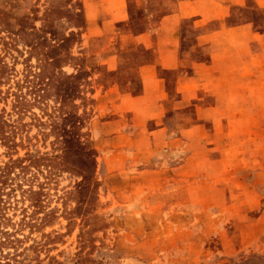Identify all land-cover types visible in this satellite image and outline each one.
Listing matches in <instances>:
<instances>
[{
  "label": "rangeland",
  "instance_id": "obj_1",
  "mask_svg": "<svg viewBox=\"0 0 264 264\" xmlns=\"http://www.w3.org/2000/svg\"><path fill=\"white\" fill-rule=\"evenodd\" d=\"M144 3L0 0V64L13 72L0 76V107L11 111L8 90L38 70L37 45L68 76L24 118L29 147L64 163L33 234L44 248L25 261L264 264V12L245 10L251 25L220 42L215 67H185L157 64L155 39L133 34L149 26L137 23ZM151 70L165 82L145 81ZM61 105L67 118L48 124Z\"/></svg>",
  "mask_w": 264,
  "mask_h": 264
},
{
  "label": "trees",
  "instance_id": "obj_2",
  "mask_svg": "<svg viewBox=\"0 0 264 264\" xmlns=\"http://www.w3.org/2000/svg\"><path fill=\"white\" fill-rule=\"evenodd\" d=\"M51 20L49 14L47 21ZM74 34L73 31L69 35L62 34L61 39L63 42L74 40L70 38ZM50 46L55 47L53 44H49V48ZM38 47L39 45L33 50L38 59V70H26L23 79L16 82L14 90H8L13 96L11 111L0 107V148L4 149V154L8 157L0 165V264H28L24 256L28 255L29 250L44 248V244L37 241L33 234L40 231L50 218V211L39 215L40 209L47 208L46 185L64 168L59 153L32 150L26 140L29 136L25 133L31 123L25 121V115L33 105L44 103L57 79L64 81L68 78L64 73L52 72V66L57 65L62 57L49 59L48 53ZM12 74L8 63L0 64V76L4 75L2 80H9ZM46 74L49 75L48 80L42 87L39 80ZM2 80L0 78V83ZM64 109L63 105L58 107L62 115L48 113V124L55 126L65 120L67 114ZM35 120L43 124L38 117ZM21 149L26 150L24 155L19 154ZM41 177L45 180H41ZM18 214H21L20 217ZM78 262L84 263V259L81 258Z\"/></svg>",
  "mask_w": 264,
  "mask_h": 264
},
{
  "label": "crops",
  "instance_id": "obj_3",
  "mask_svg": "<svg viewBox=\"0 0 264 264\" xmlns=\"http://www.w3.org/2000/svg\"><path fill=\"white\" fill-rule=\"evenodd\" d=\"M143 7L145 19L140 18L137 23L149 26L133 34L155 39L153 48L160 55L157 64L192 67L206 63L215 67L226 52L220 42L234 34L232 31H246L251 24L243 19L245 10L252 7L264 12V0H145ZM237 16L239 22L231 24ZM153 21H158L155 27L151 26ZM184 23L187 24L183 26ZM143 79L165 82L153 70L145 73Z\"/></svg>",
  "mask_w": 264,
  "mask_h": 264
}]
</instances>
